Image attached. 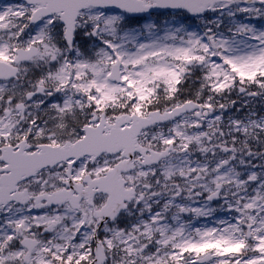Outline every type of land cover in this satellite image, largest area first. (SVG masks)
I'll list each match as a JSON object with an SVG mask.
<instances>
[{
	"label": "snow or ice",
	"instance_id": "obj_1",
	"mask_svg": "<svg viewBox=\"0 0 264 264\" xmlns=\"http://www.w3.org/2000/svg\"><path fill=\"white\" fill-rule=\"evenodd\" d=\"M0 264H264V0H0Z\"/></svg>",
	"mask_w": 264,
	"mask_h": 264
}]
</instances>
